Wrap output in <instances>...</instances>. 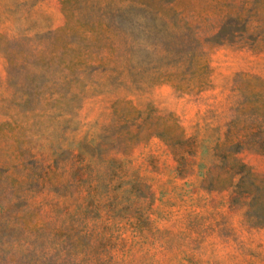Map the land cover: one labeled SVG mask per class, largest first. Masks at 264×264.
<instances>
[{
    "label": "rangeland",
    "instance_id": "1",
    "mask_svg": "<svg viewBox=\"0 0 264 264\" xmlns=\"http://www.w3.org/2000/svg\"><path fill=\"white\" fill-rule=\"evenodd\" d=\"M0 264H264V0H0Z\"/></svg>",
    "mask_w": 264,
    "mask_h": 264
}]
</instances>
